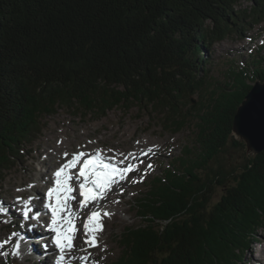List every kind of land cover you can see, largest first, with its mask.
Listing matches in <instances>:
<instances>
[{"label": "trees", "instance_id": "obj_1", "mask_svg": "<svg viewBox=\"0 0 264 264\" xmlns=\"http://www.w3.org/2000/svg\"><path fill=\"white\" fill-rule=\"evenodd\" d=\"M241 1L0 0V182L61 106L97 119L152 109L169 131L193 124L194 143L150 179L113 264H243L264 228V151L234 170L211 164L246 146L233 121L264 80V53L225 83L207 67L213 44L264 21V0L249 12Z\"/></svg>", "mask_w": 264, "mask_h": 264}, {"label": "rangeland", "instance_id": "obj_2", "mask_svg": "<svg viewBox=\"0 0 264 264\" xmlns=\"http://www.w3.org/2000/svg\"><path fill=\"white\" fill-rule=\"evenodd\" d=\"M253 6L252 0H242L235 8L249 12ZM261 41H264V21L247 25L243 33H232L225 40L213 44L211 49L207 50L210 58L207 67L211 71L212 80L218 79L221 83H225L228 81L229 66L248 64L247 62L252 59L251 55H258V50H261L260 53L263 55L264 44ZM192 99L197 102L198 95H193ZM163 119L162 114L152 109L141 110L138 107L130 110L116 107L109 111L106 117L97 119L61 106L56 114L44 116V130L35 144L31 145L27 158L7 172L5 180L0 182V201L8 209L6 215L0 214V242L9 239L12 232L17 233L15 239L0 248V253H9L7 256L0 254V264H55L57 250H53L55 253L50 250L44 254V245L40 243L39 238L41 233L32 228H26L28 221L23 220L21 214L23 206L17 205L16 198L24 196L26 200L33 196H44L53 181V173L64 162L65 152L69 153L68 158L70 159L71 154L76 151L95 153L100 150L106 156L115 158L118 154L122 160H125L134 148L140 147L138 144L146 145V142L157 144L150 147L152 152L149 153L151 157L148 161L141 159L128 164L138 167L140 173L128 174V178L122 183V192L114 188L105 200L93 206L96 210L113 213L110 218H104V231L106 232L100 234L99 247L90 249L83 242L82 222L90 211L85 209L82 213V221L77 225L81 233L77 235L76 244L82 243L85 246L81 248L86 249L83 251L81 248L74 249L66 259L67 264H113V261L121 255V233L127 226L141 223L142 218L138 213L137 204L139 198L148 190L150 179L162 173L175 157L180 156L185 144L194 143L193 124L190 123L181 132L175 133L166 129ZM55 147L58 150H55ZM157 147L159 149L155 150ZM251 155L247 145L240 148L231 146L211 166L219 169L222 165L225 169L233 168L234 170L246 161V157ZM148 164L153 166L152 169L147 168ZM230 183H233L232 179L228 181V184ZM28 185L36 186L29 188ZM17 188L22 191L18 192ZM224 192L225 187L216 182L211 192V205L218 201ZM77 199H80L78 193ZM11 201H16L14 207L10 204ZM73 206L76 209L79 208L77 202H73ZM31 229L35 232L33 233ZM29 235L32 239L23 240ZM18 239L21 256L15 257L11 253ZM48 242L51 243V241ZM50 245L47 244V249H50ZM29 248L33 252H30ZM83 256H89L87 262L80 259ZM263 259L264 228L260 230L259 237L254 240L251 249L246 252L243 264H264Z\"/></svg>", "mask_w": 264, "mask_h": 264}, {"label": "snow or ice", "instance_id": "obj_3", "mask_svg": "<svg viewBox=\"0 0 264 264\" xmlns=\"http://www.w3.org/2000/svg\"><path fill=\"white\" fill-rule=\"evenodd\" d=\"M264 44V41H261ZM255 107V100L250 96L241 107L239 112V120L241 126L247 125L251 118ZM91 143V141L89 142ZM152 152L148 149L142 155L147 156ZM64 162L53 173V185L47 189L45 198L43 199V207L50 213V223L46 225L47 231L52 233L51 243L57 250L58 255L55 258V264H66L67 253L75 248V241L81 229L77 228V221L81 220L82 213L89 205H97L100 201L107 198L108 194L114 188L122 192V182L128 178V174L137 171L132 165L119 167L116 163L107 162L100 150L95 154H89L84 151H76L71 154H63ZM152 165L148 164L147 168L152 169ZM142 182V181H141ZM77 186L78 197L77 199ZM29 188L35 187L28 185ZM18 192L22 189L17 188ZM17 203H22V218L24 221L29 219L39 221L41 213L36 211L34 215L32 202L35 196L24 199L17 197ZM73 202H77L79 208H73ZM8 209L3 206L0 201V214L6 215ZM113 213L108 211L90 210L89 214L83 218L82 222V238L87 248L99 247L100 234L104 231V218H110ZM7 223V221H4ZM17 236L16 232H12L9 239L0 242V248L9 244L11 240ZM47 249V244L44 245ZM85 249H82V251ZM7 256L9 253H0ZM15 257H20V242L16 241L15 249L11 253ZM81 260L87 262L89 256H83Z\"/></svg>", "mask_w": 264, "mask_h": 264}, {"label": "water", "instance_id": "obj_4", "mask_svg": "<svg viewBox=\"0 0 264 264\" xmlns=\"http://www.w3.org/2000/svg\"><path fill=\"white\" fill-rule=\"evenodd\" d=\"M250 96L255 100L252 118L247 125L241 126L239 112ZM233 131L236 137L245 141L250 154L255 155L264 151V80L254 82L251 91L246 94L242 104L237 108Z\"/></svg>", "mask_w": 264, "mask_h": 264}, {"label": "bare ground", "instance_id": "obj_5", "mask_svg": "<svg viewBox=\"0 0 264 264\" xmlns=\"http://www.w3.org/2000/svg\"><path fill=\"white\" fill-rule=\"evenodd\" d=\"M125 139V138H124ZM144 141H146V139H144ZM62 145V144H61ZM157 144H151V143H149V142H146V145H142V144H138V146H140V147H138V148H134V150H132L133 152L130 154V156L129 157H127L125 160H122L121 158H120V156L117 154V156L115 157V158H111L110 156H104L103 155V157H105L106 158V160H107V162H110V163H116L119 167H125V166H127L129 163H131V161L132 162H137V161H140L141 159H143V160H149V158L151 157L150 156V154L149 155H147V156H144V155H142V153L144 152V151H148V149H150V147H153V146H156ZM55 150H58V148L57 147H55L54 148ZM115 149V148H114ZM128 149V148H127ZM159 148L157 147V148H155V150H158ZM61 152V151H60ZM159 152H160V150H159ZM141 164V163H140ZM139 164V165H140ZM144 164V163H143ZM134 168H136L137 169V171H134V172H132V174L134 173V174H139L140 172V170H139V168L138 167H134ZM48 172L50 173V171L48 170ZM48 173V174H49ZM123 182H125V181H123ZM122 182V183H123ZM39 185V184H38ZM36 186V185H35ZM41 186V185H40ZM42 187V186H41ZM47 187V186H46ZM50 187V186H49ZM25 192H26V190H25ZM44 198H45V194H44ZM37 201H39V199L37 198V199H35V200H33V205H31V206H33L34 208H35V210L37 209H41V207H40V202H37ZM4 204V203H3ZM11 205H12V207H14L15 206V204H16V201H11V203H10ZM17 205L18 206H20V205H23L22 203H17ZM36 210V211H37ZM34 214V213H33ZM32 214V215H33ZM80 221H82V220H79L78 221V223H80ZM27 229L28 228H32V227H26ZM33 230H35V228H32ZM31 229V230H32ZM32 230V232L34 233L35 231H33ZM36 232H38V233H41V236H39V238L41 239V244L42 245H45V244H48V245H50V243H48V241H47V239L45 238V235L42 237V234H44L43 232H41V231H36ZM104 232H106V231H103V233ZM28 238H30V239H32V236H27V237H24V239L23 240H27ZM17 239V238H16ZM17 241H19V239L17 240ZM34 241H36V240H34ZM81 241V240H80ZM20 242V241H19ZM75 243V250L76 249H80L81 247H83V246H85V245H83L82 243H80L79 245H77L76 244V241L74 242ZM30 249V252H33V250L31 249V248H29ZM73 249V250H74ZM81 249H83V248H81ZM91 249V248H90ZM50 250H55V248H54V245H50V249H43V252H44V254H45V252H47V251H50ZM78 251V250H77ZM55 253V252H54ZM56 254H58V252L56 251ZM69 254H70V252L67 254V258L69 257ZM73 254V253H72ZM39 257H41V255H39ZM30 258H32V257H30ZM66 258V259H67ZM264 260V259H263ZM76 261V260H75ZM66 262H67V260H66ZM67 264V263H66Z\"/></svg>", "mask_w": 264, "mask_h": 264}]
</instances>
